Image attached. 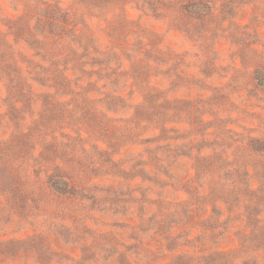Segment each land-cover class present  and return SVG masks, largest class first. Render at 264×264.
<instances>
[{
  "label": "rangeland",
  "instance_id": "rangeland-1",
  "mask_svg": "<svg viewBox=\"0 0 264 264\" xmlns=\"http://www.w3.org/2000/svg\"><path fill=\"white\" fill-rule=\"evenodd\" d=\"M0 65V264H264V0H0Z\"/></svg>",
  "mask_w": 264,
  "mask_h": 264
},
{
  "label": "trees",
  "instance_id": "trees-1",
  "mask_svg": "<svg viewBox=\"0 0 264 264\" xmlns=\"http://www.w3.org/2000/svg\"><path fill=\"white\" fill-rule=\"evenodd\" d=\"M82 2L83 1H81V3ZM188 8H189L188 5H185V9L189 11L190 13L198 14L202 12V9H201L202 7H199V6H194L190 10ZM63 12L64 10L57 8L54 15H51L50 17H48L49 19L47 20V24L44 26V23H42L41 28L38 31L40 35L36 34L37 38H36L35 44L37 46L41 45L42 42H45L48 39L67 38L66 37L67 36L66 26H69V25H68V20L66 19L67 14L66 15L62 14ZM38 37L41 39H39ZM0 72L4 74L3 76L5 80H8L9 78L8 81L11 82V79H10L11 75L9 74L10 73L9 67H7V69L4 70V69H1V65H0ZM260 73H261L260 71H257V77L259 78H260ZM36 80L37 79L35 78V81ZM142 141L146 142V140L144 139H142ZM49 186L53 190V192L61 196L74 195L76 192L65 180L55 178V177L49 178Z\"/></svg>",
  "mask_w": 264,
  "mask_h": 264
}]
</instances>
